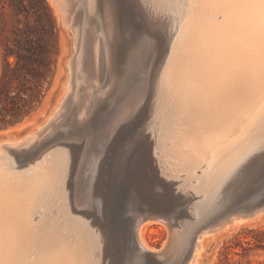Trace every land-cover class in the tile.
<instances>
[{
	"label": "bare ground",
	"instance_id": "1",
	"mask_svg": "<svg viewBox=\"0 0 264 264\" xmlns=\"http://www.w3.org/2000/svg\"><path fill=\"white\" fill-rule=\"evenodd\" d=\"M50 1L55 5L57 11L62 14L63 18H70L76 14V0ZM162 1H157L154 4L161 8L163 6ZM165 1H168L170 5L173 4L172 9H175L181 2V0ZM205 2L220 8L219 10L222 12L221 21H213L210 26L203 24L202 21V24L194 26L190 23L197 28L190 34L191 38L187 40L185 51L181 50L182 52L174 56L166 71L169 87L173 91L176 104L182 110L183 119L192 120L191 126L194 127H192L191 132L192 138H201L206 147H211L210 156H208L210 159L206 158L209 160V162H206L207 166L209 163V166L212 165L213 169L214 165L215 171L220 168L214 174L209 176L207 174L206 177L202 178L201 189L204 192L214 189L219 184V181L225 175L223 171H226L228 163L232 159H234V162L232 161L233 164L231 162V166L229 165L227 170L232 172L231 175L238 172L242 162H245L243 160L249 156V153L253 152L250 148L251 145H257L258 142L260 144V140H264L262 131L264 130V0H205ZM91 6L93 12L83 32L85 48L90 49L91 46L92 51L98 50V37L93 33L97 34V31H100L103 36V46L106 48L110 74H108L106 83L108 89L106 88L103 91L105 95L100 99L102 104L99 107L100 116L97 117V124L94 127L91 124L92 120H88L84 124L82 130L86 139L82 154L80 145L74 146L70 152L66 147L65 149L59 146H56L57 148L52 151L55 148L52 147V152L42 156L39 172L34 174L31 179L2 167L5 163H8V160L0 158V264L3 262L4 253H9L10 248L13 247V245L11 246L13 239L18 240L24 251L34 249L35 262L44 261L53 264L56 257L68 254L70 264H101V256L98 255L100 258L97 256L102 243L100 232L97 233L94 230L96 227H92L91 220L88 221L89 218L86 219L85 216L74 212L75 209L72 208L69 202V199L72 201V198L68 190L73 187L75 176L73 201L77 205L83 206L100 205L102 203V199L98 201L96 197L102 195L104 164L107 163L109 158V156H106L112 150L122 130L126 127L129 128L128 125L131 126L133 122L136 123L135 121H138L141 116L146 95L147 70L156 49L151 47L143 37H139L137 40L132 34L124 37V26L122 27V24L128 20V17L124 13L120 16L118 8L109 0H99L92 3ZM204 6H206L205 3ZM215 10L217 11V9ZM95 14L100 19L96 23L93 19ZM121 17H123L122 20ZM196 17L198 16L196 15ZM201 17H203V14ZM93 23H95L96 28L94 25H90ZM184 30L187 31V28ZM184 35L186 34L184 33ZM118 57L121 58L122 64L117 62ZM78 58L80 59V57ZM82 68V71H78L81 72L83 80L89 84L88 87H92L93 84L99 87L96 78L89 77L90 67L88 63L84 64ZM168 81L166 82L168 83ZM152 99L154 98L152 97ZM160 101L164 102V96H161ZM100 109H103V111ZM85 110L86 106L79 109L80 117L85 116ZM167 114L168 112L164 110L161 113L160 118L163 123L166 122V119H170L167 118ZM239 114L242 115L243 119L241 122L239 120V128H236L235 122ZM149 119L148 121H150ZM152 122L150 121L151 124ZM150 123L147 125H150ZM55 126L57 127V125ZM148 127L145 128L146 131ZM144 133L146 134V132ZM112 136H114V143L106 148V141ZM163 137V132H160L159 142ZM33 140L34 134L19 139L2 140L0 141V150L5 149L7 152L16 153V151L9 148L28 147ZM138 149L141 157L140 163L136 167H132V170L129 168L127 176V187L129 191H135L137 196L136 201L132 198L126 199L128 200L127 203L129 202L130 212L135 215L133 233L131 235L128 229L122 231L123 226L121 227L120 220L117 222L116 228V231L119 228L117 232L119 239L124 237L127 241L133 240V243L128 257L124 253V251H127L125 250L126 247H122L120 264H124V260L126 264H151V262L153 264H160L161 262L170 264L176 263L177 259H180L177 264H195L199 252L203 248V239L208 232L204 230V233L202 232V234L196 236L195 233L200 227L198 226L196 227L198 229L193 230L194 226L199 225L193 226L194 222L193 224L192 222L185 224L183 231H179L177 227L170 223L171 220L177 218L176 211L169 212L170 208L164 209L163 212L150 211L146 215L144 214L145 212L140 209L139 204L149 200L153 201L158 197L151 189V186L156 184L158 180L154 176L148 177L146 174V171L152 169L149 146L145 142L139 141ZM167 150L171 151V148ZM7 152L5 153L7 154ZM103 153H105V158L100 161ZM215 161L217 162L213 164ZM9 162L12 161L9 160ZM86 163L87 165H85ZM191 163L197 165V160L194 159ZM241 171L245 172L246 170L244 171L243 168ZM58 192L63 197L62 201L64 202L62 206L60 205L59 220L55 222L53 220L55 215L52 216L51 211L55 194ZM166 196L167 194H164L159 197L167 199ZM205 207L204 202L198 205L197 212L199 215L204 212ZM37 213H41V216L35 221L34 217ZM262 213H264V207L254 209V214L249 215L247 218L242 215L233 216L218 227L227 228L232 223H241L245 219L249 220V218ZM174 215L176 216L173 217ZM154 221L170 223L171 233L167 242H165L164 248L161 247L163 249L160 248L159 254L153 255L150 254V250L154 247L147 242L144 229ZM68 227L70 228L69 231ZM106 234L108 235V233ZM109 239L107 238L108 241H110ZM106 253H109L108 249L105 250Z\"/></svg>",
	"mask_w": 264,
	"mask_h": 264
},
{
	"label": "rangeland",
	"instance_id": "2",
	"mask_svg": "<svg viewBox=\"0 0 264 264\" xmlns=\"http://www.w3.org/2000/svg\"><path fill=\"white\" fill-rule=\"evenodd\" d=\"M96 1L98 2L99 0H76V14L65 19L50 0H0V32H4V34L0 35V77L7 70L5 52L8 47L19 49L22 54H29L25 48L29 44H33L34 72L40 69L41 61L46 62V65H44L46 67L41 68V71L45 74V80L42 83L43 96L39 102L34 101V110L23 120L0 127V141L24 138L25 136L34 134V140L28 147L20 149L9 148L16 151V153L7 152L5 149L0 150V158L8 160V163L2 166L7 170L18 172L25 178L31 179L34 177V174L39 172L43 159L42 156L48 155L49 152L57 148L56 146L66 147L70 152L74 146L80 145L82 154L86 139L83 136L84 132L82 129L88 120H92L91 124L93 127L97 124L96 119L100 116L99 107L102 105L100 99L105 95L103 91L107 88L106 83L109 74V65L107 63L106 48L103 46L102 33L100 31H97V34L93 33V35L98 37L97 51H92L91 46L90 49L85 48L83 40L84 29L87 27L93 12L91 11V5ZM157 1L161 0H109V2H112L118 8L120 16L124 13L128 17V20L124 24L120 21L122 27L124 26V37L131 36V34L136 40L139 37H143L156 51L153 53L147 70L146 95L143 101L144 106L141 116L138 121H135L136 123L133 122L131 126L128 125L129 128H124V130H127H125L126 132L122 130V133L119 135L120 137H117L115 145L106 156H109V158L107 163L104 164L102 195L96 197L98 201L102 199V203L92 206L77 205L73 201L75 176L73 178V187L68 190L72 198V201L69 199V202L72 208L74 207L76 214L79 213L85 216L86 219L89 218L88 221L91 220L92 227H96L94 230L97 233L100 232L103 253L100 249L99 253L97 252V256H101V258L98 256L100 260L102 259L101 264H107V260L108 264H120L122 247H126L125 250L127 251H124V253L128 257L133 240L127 241L123 237L124 239L121 238V241L118 238L117 232L119 228L116 231L117 222L120 220V225L121 227L123 226L121 228L122 231H127L128 229L132 235L135 215L130 212L129 202L127 203L128 200L126 199L132 198L136 201L137 196L135 191H129L127 176L128 169L131 168L132 170V167H136L140 163L141 157L138 145L139 141H143L150 148V165L152 167V171L148 170L146 174L148 177L154 176L158 180L156 184L151 186L152 189L154 188L155 191L160 192L159 194L168 193L169 202L172 206L171 211L182 208L181 214L176 219L171 220L170 223L177 227L179 231H183L184 225L187 223L192 222L193 224L194 222L193 226L199 224L194 226L195 228L192 227L193 230L198 229L196 228L198 226L200 227L195 233L196 236L202 234L204 230L208 232L203 239V248H201L195 264H264V213L249 218V220L245 219L241 223H232L227 228H219L228 219L241 212L264 207V140H260V144L258 142L257 145H251L250 148H252L253 152L249 153V156L246 157L247 159L243 160L245 162H242L238 172L231 175L232 172H228L227 170L228 166H231V162H234V159H232L228 163L226 171H223L225 175L219 181V184L214 189L204 192L201 189L203 184L202 178L206 177L207 174V176L214 174L220 168L215 171L214 165L213 169L212 165L209 166V163L207 166L206 162H209V160L206 158L210 159L208 156H210L211 147H206L205 142L201 138H195L196 141L194 142L195 139L192 138L191 134L194 128L191 126L192 120L183 119L182 110L176 104L173 91L169 87V79L166 77L170 61L173 60L177 53L185 51L187 48L185 47L187 46V40H190V34L197 28L193 26L202 24V22L210 26L211 22L213 24V21H221L222 12L216 5H211L209 2L206 4L205 0H203L204 2L201 0H181L175 9H172L173 4L170 5L165 0L161 2L163 6L159 8L154 4ZM204 3L206 6H204ZM202 5L203 7L201 8ZM206 7L209 8L205 9ZM96 14L93 18L95 23L100 20ZM202 14L203 17H201ZM192 16H194L193 19ZM211 16L213 19H211ZM122 19L123 17H121ZM95 23L90 25H94L96 28ZM95 28L93 27V29ZM186 28L187 31L184 30ZM20 29L26 30L30 34V38L14 33ZM183 35L187 36L188 39ZM120 59L119 57L117 58L119 64L121 63ZM15 60V56L9 58L10 62H14ZM23 61L24 63L30 62L26 57ZM86 63L90 67L89 77L96 78L99 87H96L94 84L92 87H88L89 84L83 80L80 71H82V67ZM119 74L121 75V73ZM17 85L18 83L13 81L10 84V90H16ZM3 88L5 86L0 82V89ZM37 90L38 88L34 84V94H36ZM161 96H164V102L160 101ZM83 106H86V114L80 117L79 109H83ZM100 110L103 111V109ZM163 110L168 112L167 118H170L166 119L164 123L160 118ZM153 114L154 116H152ZM153 117L154 119H152ZM148 119L151 122L153 121V125ZM242 119V115L239 114L235 122L236 128H239V120L241 122ZM67 122L71 124H67ZM149 123L150 125H147ZM145 126H149V131H146ZM32 130L35 132L32 133ZM51 131L53 132L51 133ZM262 131L264 133V130ZM160 132L164 134V137L160 141L161 143L158 140ZM113 138L114 136L106 141V148L110 147L111 143H114ZM52 147L55 148L52 149ZM168 148H171V151L167 150ZM104 158L105 153L101 155L100 161ZM194 159L197 160V165L191 163ZM9 160L12 162H9ZM216 162H213V164ZM243 168L247 172H242ZM160 183L166 186L164 190L157 188V185ZM56 194L51 211L52 216L55 215L53 218L55 222L59 220L60 205L62 206L64 202L62 201L63 197L60 196L61 194L59 192ZM202 202L206 204V207L203 210L204 212L199 215L197 212L198 205ZM145 205L146 201L139 204L140 207H144ZM40 216L41 213H37L34 217L35 221ZM170 223L166 221L165 223L163 221H154L149 223L144 229V236L147 242L154 247V249L150 250V254H159L160 248H164L165 242H167L168 236L171 233ZM67 229L69 231L70 228L68 227ZM107 238H110V241ZM12 245L13 247L10 248L9 253H4L2 264H48V262L44 261L40 263L35 262L34 249L24 251L20 247L18 240L13 239ZM105 248L109 250L108 254H105ZM54 261L53 264H70L68 262L70 261V259L68 260V254L60 255ZM179 261L180 259H177L176 263L170 264H177ZM125 262L124 260V264H126ZM151 264L153 263L151 262ZM160 264L167 263L161 262Z\"/></svg>",
	"mask_w": 264,
	"mask_h": 264
},
{
	"label": "trees",
	"instance_id": "3",
	"mask_svg": "<svg viewBox=\"0 0 264 264\" xmlns=\"http://www.w3.org/2000/svg\"><path fill=\"white\" fill-rule=\"evenodd\" d=\"M14 33L30 38V34L23 29ZM2 34H4L3 31L0 32V35ZM25 49L29 54H22L16 48H6L7 70L0 77V82L5 86L0 89V127L23 120L34 110V101L39 102L43 96L42 83L45 80V74L41 68L46 67L44 66L46 62L41 61L40 69L34 72V45L29 44ZM11 56L16 57L14 62L9 61ZM25 57L29 59V63H24ZM13 81L18 83L16 90H10V84ZM34 84L38 88L36 94H34Z\"/></svg>",
	"mask_w": 264,
	"mask_h": 264
},
{
	"label": "water",
	"instance_id": "4",
	"mask_svg": "<svg viewBox=\"0 0 264 264\" xmlns=\"http://www.w3.org/2000/svg\"><path fill=\"white\" fill-rule=\"evenodd\" d=\"M165 187L166 186L161 184V183L159 185H157V188H162L163 190L165 189ZM152 191L158 197H156V199H154L153 201H151V200L146 201V205L144 207H140V209L145 212L144 214L146 215L147 212H150V211H152V212H163L164 209H167V208H170V210H169V212H170L172 206H171V204L169 202L170 199H169L168 193L167 192L165 193V195L167 194L168 197L166 196L167 199H164V197L163 198L159 197V196L164 195V194H159L160 192L155 191L154 188L152 189ZM181 210H182V208L179 209L178 211L175 210L177 214L175 212L174 213L178 216V215L181 214ZM251 214L252 215L254 214V209H251V210L245 211V212H241V213H239L237 215H242L244 218H247ZM176 215H174L173 217H175Z\"/></svg>",
	"mask_w": 264,
	"mask_h": 264
},
{
	"label": "snow or ice",
	"instance_id": "5",
	"mask_svg": "<svg viewBox=\"0 0 264 264\" xmlns=\"http://www.w3.org/2000/svg\"><path fill=\"white\" fill-rule=\"evenodd\" d=\"M251 163V162H250ZM245 167H247V165H245Z\"/></svg>",
	"mask_w": 264,
	"mask_h": 264
}]
</instances>
